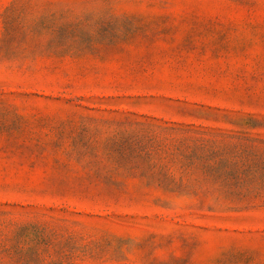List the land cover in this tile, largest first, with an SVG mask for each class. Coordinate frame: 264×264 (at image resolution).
<instances>
[{"label":"rangeland","instance_id":"obj_1","mask_svg":"<svg viewBox=\"0 0 264 264\" xmlns=\"http://www.w3.org/2000/svg\"><path fill=\"white\" fill-rule=\"evenodd\" d=\"M0 264H264V0H0Z\"/></svg>","mask_w":264,"mask_h":264}]
</instances>
